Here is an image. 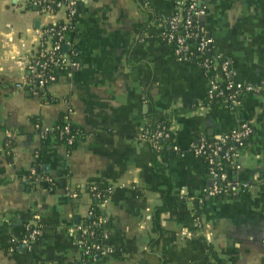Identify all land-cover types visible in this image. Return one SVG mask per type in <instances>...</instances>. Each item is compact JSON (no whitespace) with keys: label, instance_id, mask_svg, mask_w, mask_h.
<instances>
[{"label":"crops","instance_id":"crops-1","mask_svg":"<svg viewBox=\"0 0 264 264\" xmlns=\"http://www.w3.org/2000/svg\"><path fill=\"white\" fill-rule=\"evenodd\" d=\"M26 1L0 0V149L6 135L15 139L0 174V236L19 239L26 226L39 228L27 248L0 245V264H77V226L91 202L86 187L96 183L111 188L100 204L106 233L99 238L111 251L94 264H264V96L244 92L235 109L223 100L203 103L210 72L179 59L161 38L176 0H76L65 38L80 65L56 69L45 87L56 100L42 102L25 88L26 60L36 30L62 16L42 15ZM202 2L199 24L229 61L233 81L264 82V0ZM31 115L49 127L70 120L83 137L73 148L41 137ZM153 118L167 119L173 132L164 159L154 158L142 133ZM239 119L252 134L226 172L249 186L206 195L213 179L190 146L220 137ZM42 173L58 186L49 188Z\"/></svg>","mask_w":264,"mask_h":264},{"label":"built area","instance_id":"built-area-1","mask_svg":"<svg viewBox=\"0 0 264 264\" xmlns=\"http://www.w3.org/2000/svg\"><path fill=\"white\" fill-rule=\"evenodd\" d=\"M26 2L28 5H32L34 8H37V11L42 15L55 17L56 15L61 14L62 16L60 19H55L53 22L45 24L36 30L38 43L35 50L29 54L26 60L27 75L24 82V85L30 86V90L35 93L36 88H45L56 79V69L71 71L75 70L80 65L77 59L75 46L65 38L66 33L73 28L71 20L74 16L78 15V6L76 0H27ZM184 4H188V11H191L196 16L195 20L190 15L186 18V27L191 28L195 24L198 25V29L195 32H186L185 36L196 35L199 37L198 48L200 50H203L206 46L213 44L212 38L199 24V19L202 15H204L206 10V5L202 2V0H176L173 9V12L176 13H174L167 22L170 31H166L165 29L162 30L161 38L174 46V52L179 59H182L181 55L186 49V45L184 43L185 36L184 38L180 36L175 37L173 29L176 28L178 22L177 12ZM204 65L208 67L209 64L205 63ZM229 65L228 60H224L221 65L226 77L230 76V71L228 70ZM48 67H53L54 71H48ZM222 82L227 83V88L234 84L235 88L240 90V94L252 91L264 96V82L253 84L234 82L233 79L226 81L223 76L219 74L212 75L211 73L209 76L210 86L207 95L211 96L213 91L217 89ZM219 94H222V91L217 92V95ZM228 99L233 100L232 95L223 98V102L230 107L227 102ZM34 128L39 129L38 134L41 137L46 136L48 131L51 129V127L43 126L40 123H35ZM65 132L67 133L68 131L65 130ZM251 134V124L247 121H243L240 124H237L236 127L231 128L229 131L218 137V142H207L203 137L199 138L195 142H192L190 150L194 154L204 157L209 167V174L213 179L212 185L202 190L204 194H219V181H226L225 192H234L249 186L248 183L239 182L236 179L229 178L226 170L222 169L219 158L228 160L233 167H237L236 162L239 149L243 146L244 142ZM65 141L67 144H71L73 142V136H68ZM227 141L231 142V144L226 146ZM28 176L30 181L34 183L38 177L34 167H30ZM44 179L46 181H52L50 177H44ZM69 195L75 197L76 192L72 191ZM103 201H105V199ZM88 213H91V210H89ZM77 229L79 230V233H84V229L81 228V225H78ZM37 235L38 228H34L29 231L27 236H21L19 239L22 245L28 246L37 238ZM109 251H111L109 248H102L101 250V252Z\"/></svg>","mask_w":264,"mask_h":264},{"label":"trees","instance_id":"trees-1","mask_svg":"<svg viewBox=\"0 0 264 264\" xmlns=\"http://www.w3.org/2000/svg\"><path fill=\"white\" fill-rule=\"evenodd\" d=\"M29 7L37 11V8H34L32 5H29ZM77 12H79V8H77ZM174 13L176 12H173L166 19V26H165L166 31H170V28L168 27L167 22ZM189 15L194 20L196 19L195 14H193L191 11H188V4H184L181 7V9L177 12L178 22H177L176 28L173 29V34L175 37L180 36L184 38L186 32H195L198 29L197 24H195L191 28L186 27V18ZM76 20H77V15L74 16V18H72L71 20L72 27H74ZM198 42H199V37H197L196 35L185 36L184 43L186 45V49L184 53L181 55L182 59L193 61L194 63L202 66L206 73H208L210 70V73L212 75L219 74L223 76L226 79V81L232 80L230 66L228 69L230 71L229 77L225 76V73L221 68L222 63L224 62V60H227V59L215 51L213 44H210L206 46L203 50H200L198 48ZM205 63L209 64L208 67L204 65ZM48 71L53 72L54 68L48 67ZM4 84L5 83L2 80H0V87L3 86ZM226 84H227L226 82L224 83L222 82L219 85V87L213 91V94L211 96H208L206 94L203 100V103L206 104V103L217 101V100L222 101L223 98L229 95H232L233 100L228 99L227 102L232 109H235L241 99L242 94H240V90H237L235 88L234 84L228 88ZM25 88L29 90V93L31 95L35 94L39 97L43 96V98H41L42 102L49 103V102H54L56 100L54 96H52L46 91V88L44 90H42L41 88H36L35 93H33L30 90V86H25ZM219 91H222V94L217 95V92ZM29 120L32 122L33 125L35 123H40L37 115H31L29 117ZM243 121H244L243 119H239L238 124H240ZM50 127L51 129L48 131V134L62 139L65 143H66L65 140L68 136L70 135L73 136V142L71 144H67L68 148H73V146L76 143V140H78L79 138L81 139L84 134L82 128L78 126L77 124L72 123L70 120L55 122ZM34 130L36 132H39L38 128H34ZM65 130H67L68 132L66 133ZM142 133L146 139L150 140L154 158H156L157 156H160L164 159L165 158L164 155L168 151V145L173 140V132L170 128V122L165 118H153L147 123ZM203 138L207 142H218L219 141L218 137H206L205 136ZM229 144H231V142L227 141L226 146ZM14 146H15V139L13 138V136L10 137L6 135L3 139L2 146L0 149V174L4 173L5 165L10 163L13 160ZM219 161L221 163L223 170H227V169L231 170L232 168L234 169V167L231 165V163L228 160L219 158ZM34 168H35V172L37 173L36 175H38L39 172L36 171L35 164H34ZM47 175H48L47 173H42V176L44 177H46ZM28 179L30 180L29 177ZM50 179L52 181L47 182L49 188H54L58 186L59 182L57 180L52 179V178ZM225 183L226 181H219V184H220L219 194H223L225 192V187H226ZM110 190H111L110 187L104 188L103 185L98 184V183L89 184L86 187V191H88L91 196V202L89 206V210H91V213H88L78 223V225H81V228L84 229V233H79L78 240L80 244L79 245L80 259L77 264H92L94 263L95 259L101 255V250L103 247H102V244L99 238L100 237L102 238V236L106 232H105V228L103 224V210L100 208V204L107 197ZM69 191H70L69 192L70 194L73 190H69ZM78 191L79 190L76 189L77 193ZM73 200L75 199L73 198ZM164 209H165V205L158 206L156 208L155 210L156 218L159 215V213L162 212ZM34 228H39V226L37 225L26 226V228L22 232V236H27L29 231ZM0 245L2 246V248L6 250H10L12 252H16L17 250H20V249L22 250L28 247V246L22 245L20 239H14L9 234L0 236Z\"/></svg>","mask_w":264,"mask_h":264},{"label":"water","instance_id":"water-1","mask_svg":"<svg viewBox=\"0 0 264 264\" xmlns=\"http://www.w3.org/2000/svg\"><path fill=\"white\" fill-rule=\"evenodd\" d=\"M200 19H201V20H203V19H204V17H203V16H201V17H200Z\"/></svg>","mask_w":264,"mask_h":264}]
</instances>
